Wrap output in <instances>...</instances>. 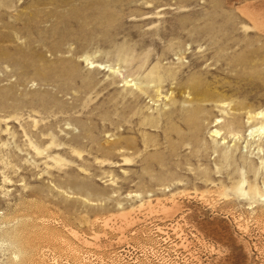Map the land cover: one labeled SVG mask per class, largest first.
Here are the masks:
<instances>
[{
    "label": "rangeland",
    "instance_id": "1",
    "mask_svg": "<svg viewBox=\"0 0 264 264\" xmlns=\"http://www.w3.org/2000/svg\"><path fill=\"white\" fill-rule=\"evenodd\" d=\"M262 135L264 0H0V264H264Z\"/></svg>",
    "mask_w": 264,
    "mask_h": 264
},
{
    "label": "bare ground",
    "instance_id": "2",
    "mask_svg": "<svg viewBox=\"0 0 264 264\" xmlns=\"http://www.w3.org/2000/svg\"><path fill=\"white\" fill-rule=\"evenodd\" d=\"M247 117H250L252 120H251V122L253 123V121H256V120H258L259 118L257 117V116H255V115H249V116H247ZM248 121V120H247ZM257 131V130H256ZM213 132H215V131H213ZM259 133H261V132H259ZM263 133V132H262ZM261 133V134H262ZM251 134V133H250ZM256 135H258V134H256ZM263 137H264V135H262L261 137H260V140H259V144L260 145H262L264 142V140H263ZM226 171V170H225ZM149 204V203H148ZM158 206V205H157ZM181 206H178V204H176V203H174L173 201H171V204L169 205V207L168 206H164V205H162L161 206V211H162V213H164V212H166L167 210H169V209H172L173 210V212L175 211V210H178L179 208H180ZM174 208H175V210H174ZM154 209V208H153ZM150 210H152V208L150 209ZM166 214V213H165ZM125 215V214H124ZM263 219V218H262ZM234 221V220H233ZM106 223V222H105ZM107 224V223H106ZM244 228V227H243ZM242 228V229H243ZM194 258V257H193Z\"/></svg>",
    "mask_w": 264,
    "mask_h": 264
}]
</instances>
